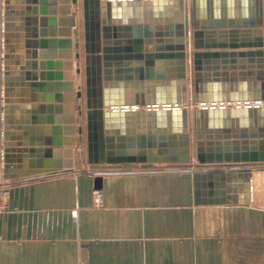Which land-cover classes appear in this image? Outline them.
<instances>
[{
  "label": "water",
  "instance_id": "1",
  "mask_svg": "<svg viewBox=\"0 0 264 264\" xmlns=\"http://www.w3.org/2000/svg\"><path fill=\"white\" fill-rule=\"evenodd\" d=\"M141 11L149 12L144 34H135L137 47L126 46L123 25ZM0 16L6 179L15 178L9 175L15 164L24 168L22 155H40L46 146L52 149L44 152L55 155L46 167L50 173L72 171L75 156L89 166L192 165L187 172L196 206L251 202V172L264 170V0H0ZM15 45L25 61L12 76ZM154 59L163 66L176 63L175 78L161 74L155 85ZM123 60H134L136 68H111V61ZM38 66L54 73L37 76ZM63 68L65 75L59 72ZM73 69L82 76L76 86ZM131 74L135 82H122ZM28 86L39 92L31 100L39 105L31 110L50 114L31 122L51 127L46 144L40 134L12 142L9 133L17 125L27 130L28 120L15 121L10 113L28 103L12 98L13 88ZM60 132L67 139H59ZM91 176L100 190L103 176Z\"/></svg>",
  "mask_w": 264,
  "mask_h": 264
},
{
  "label": "crops",
  "instance_id": "2",
  "mask_svg": "<svg viewBox=\"0 0 264 264\" xmlns=\"http://www.w3.org/2000/svg\"><path fill=\"white\" fill-rule=\"evenodd\" d=\"M148 16L149 12L141 11L133 15L132 22L124 23L122 32L129 41V44L124 43L126 46L137 47L135 34H144ZM160 17L157 8L155 18ZM157 25L161 23H156L153 29L154 45H158L157 33L160 32ZM13 26L12 34H16L18 24L13 22ZM44 26L47 31L50 29L48 25ZM141 47L147 48L144 43ZM21 53L23 51L20 52L15 45L11 54L12 76L19 73L17 64L24 60L20 58ZM2 58L3 49H0V206L4 207L0 210V264H264L263 169L251 172V202L248 205L196 206L192 174L187 172L195 168L192 165L130 163L89 166L80 161L84 166H80V170L77 165L80 159L75 156L72 171L50 173L47 168L55 160V155L45 153V150L52 149L46 146L40 147L43 151L40 155H22L24 168L18 170L15 164V168L9 169V175L15 178L6 179L2 160L5 148L2 137ZM37 61L39 65L45 64L46 60ZM73 61L75 69L76 61ZM82 63L80 61V67ZM110 66L113 70L136 68L134 60H123L118 64L111 61ZM163 67L171 70L164 71ZM44 68L41 71L38 66L30 73L43 74L44 77L47 73H54ZM152 68L155 85L161 82V74L172 79L176 76V63L163 66L160 60L154 59ZM59 72L65 75L67 70L63 68ZM128 75L123 73L124 77ZM133 76L131 74V79L122 82H135ZM79 77L82 76L74 74L75 86ZM111 77L115 78V74L112 73ZM47 93L45 91L44 95ZM38 95L37 89L30 86L22 90L13 88L12 98L27 99L28 103L20 104L22 109L14 107L10 116L15 121L26 119L29 123L27 130L17 125L16 129L9 131L12 142L19 137L35 138L40 134L46 144V139L53 137L50 126L31 124L32 118L45 119L50 115L48 110L43 113L31 110L32 105H39L31 102ZM139 108L141 111L147 109L145 106ZM190 121L193 125L192 117ZM59 139H67V135L60 132ZM115 142H118L116 138ZM63 159L61 154L59 162ZM30 165L40 167L30 168ZM31 170L41 173L21 177L16 174L17 171L29 173ZM91 174L103 176L101 208L93 206L96 189ZM2 191L7 192L4 197Z\"/></svg>",
  "mask_w": 264,
  "mask_h": 264
},
{
  "label": "built area",
  "instance_id": "3",
  "mask_svg": "<svg viewBox=\"0 0 264 264\" xmlns=\"http://www.w3.org/2000/svg\"><path fill=\"white\" fill-rule=\"evenodd\" d=\"M0 39L1 38V35H0ZM0 49H2V46H1V40H0ZM7 194L6 191H2L1 192V195L4 197L5 195ZM92 202H93V206L96 207V208H101L102 207V204H103V197H102V193L100 192V190H96L93 192V197H92ZM4 209V207H1L0 206V210Z\"/></svg>",
  "mask_w": 264,
  "mask_h": 264
},
{
  "label": "rangeland",
  "instance_id": "4",
  "mask_svg": "<svg viewBox=\"0 0 264 264\" xmlns=\"http://www.w3.org/2000/svg\"><path fill=\"white\" fill-rule=\"evenodd\" d=\"M77 165H78L79 169L81 170V168H80V166H81L80 160H78Z\"/></svg>",
  "mask_w": 264,
  "mask_h": 264
}]
</instances>
